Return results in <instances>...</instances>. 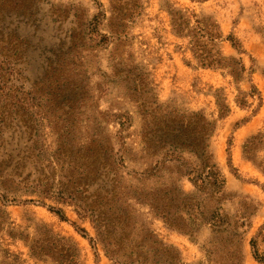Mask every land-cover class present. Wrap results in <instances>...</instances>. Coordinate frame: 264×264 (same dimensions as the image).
<instances>
[{"label": "rangeland", "instance_id": "obj_1", "mask_svg": "<svg viewBox=\"0 0 264 264\" xmlns=\"http://www.w3.org/2000/svg\"><path fill=\"white\" fill-rule=\"evenodd\" d=\"M109 2L0 0V77L22 97L18 119L39 135L35 138L38 144L51 148L64 140L82 143L86 128L96 129L100 122L101 129L115 135L123 123L129 149L126 167L132 175L125 179L127 185L163 198V187L176 178L174 170L150 173L149 180H138L163 156V151L148 149L143 141L145 131L155 128L149 115L205 116L217 124L209 150L226 179L227 199H231L223 208L234 215L238 203L234 198L245 196L259 204L244 239V264H264L254 259L250 248L255 240L264 256V174L245 157L243 149L247 140L264 133V0H131L125 23L113 16ZM170 10L193 16L192 24L194 16L213 18L224 37L220 50L244 64V77L235 81L224 70L202 68L188 51L187 40L176 36ZM98 16L100 24L95 29ZM116 29L124 31V41L113 37ZM102 35L110 40H102ZM231 40H237L239 51L234 50ZM58 60L63 65L62 81L75 89L76 100L68 105L71 109L56 95L54 69ZM253 93L255 97L250 96ZM237 99L247 100L248 106L239 107ZM219 104L230 109L223 119L219 118ZM67 132L71 133L69 139ZM263 157L261 150L257 159ZM181 187L187 194L195 193L186 178ZM8 197L16 202L5 205L13 224L9 230L17 237L34 238L47 226L78 245L81 264H115L103 246L92 247L89 238L95 239L96 232L73 207L37 196ZM131 205L136 211L133 222L145 224L176 250L181 264H213L205 252L213 240L209 229L203 228L190 238L169 229L148 207ZM49 207L63 210L68 221H61ZM75 226L85 229L88 237ZM133 231L139 234V226ZM3 236L5 247L19 255L23 264H52L34 259L23 240Z\"/></svg>", "mask_w": 264, "mask_h": 264}, {"label": "trees", "instance_id": "obj_2", "mask_svg": "<svg viewBox=\"0 0 264 264\" xmlns=\"http://www.w3.org/2000/svg\"><path fill=\"white\" fill-rule=\"evenodd\" d=\"M130 1L109 2L113 16L119 17L122 23H125ZM169 14L176 36L187 40L188 51L202 68L224 70L235 81L244 77V64L226 57L220 50L224 37L213 18L194 16L192 24L190 18L193 16L189 17L183 11L170 10ZM95 22L96 29L100 24L99 16ZM112 35L117 41H124L127 37L118 29ZM102 38L110 40L105 35ZM231 43L234 50L239 51L237 40H231ZM59 62L54 69L56 95L71 109L76 100L75 89L62 81L63 65ZM250 96L255 97L254 93ZM23 104L17 88H8L0 77V187L5 192L0 194V264H23L21 257L12 254L4 244V234L11 239L23 240L9 230L13 224L9 222L5 204L16 202L9 201L8 195L37 196L73 207L77 216L88 220L96 232L95 239L89 238L92 247L103 246L107 257L115 264H181L176 250L159 240L154 232L145 228V224L133 222L136 211L131 203L148 207L169 229L190 238L203 228L209 229L213 235L211 247L205 251L209 262L244 264V239L252 229V218L257 214L259 204L245 196L234 198L238 201L234 215L223 208L231 199H227L226 179L209 150L217 124L201 114L179 116L168 113L160 118L152 113L149 115L155 128L145 131L143 141L148 149L156 147L163 151V156L149 172L140 174L138 180H149L150 173L166 169L174 170L173 174H176V178H170L163 187V198H159L156 194L144 193L142 189L133 190L126 183L125 179L132 175L126 167L129 149L123 123L119 124L122 130L115 135L101 129L103 124L100 122L96 129L86 128L82 143L64 140L51 148L38 144L35 138L39 135H35L32 128H26L22 118L18 119ZM236 104L245 108L248 101L237 99ZM219 109L220 119L230 113L225 104H219ZM143 116L146 121L147 116ZM70 134L67 132L65 136L69 139ZM59 137L63 138L62 135ZM243 149L245 157L264 174V157L257 159V153L264 152V133L247 140ZM184 178L192 183L194 194H187L182 189ZM29 202L35 203V200ZM49 210L61 221H68L63 210L52 207ZM136 226L140 228L139 234H133ZM75 228L83 237H88L85 229ZM134 236L137 240L133 239ZM23 241L31 256L38 261L81 264L78 245L47 226L39 229L34 238ZM250 246L254 259L264 263V256L256 248L257 242L252 240Z\"/></svg>", "mask_w": 264, "mask_h": 264}]
</instances>
